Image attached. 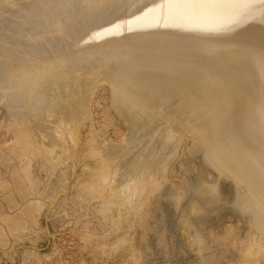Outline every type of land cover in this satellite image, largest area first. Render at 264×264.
<instances>
[{"label":"bare ground","instance_id":"1","mask_svg":"<svg viewBox=\"0 0 264 264\" xmlns=\"http://www.w3.org/2000/svg\"><path fill=\"white\" fill-rule=\"evenodd\" d=\"M35 1L44 5L42 27L0 54V108L16 123L12 130L19 124L16 130L47 142L53 130H74L88 118L95 86L106 84L110 103L128 123L124 145L105 148L116 155L117 181L136 187L143 171L166 185V169L189 139L192 153L207 151L233 189L252 192L241 186L228 203L252 230L253 255L264 260V29L233 35L264 26V0H127L115 12L113 0ZM111 12L110 21L87 26ZM9 21L0 16V24ZM163 39L184 45H162ZM198 178L193 205L209 210L219 200L217 181ZM243 192L254 201L242 199Z\"/></svg>","mask_w":264,"mask_h":264},{"label":"rangeland","instance_id":"2","mask_svg":"<svg viewBox=\"0 0 264 264\" xmlns=\"http://www.w3.org/2000/svg\"><path fill=\"white\" fill-rule=\"evenodd\" d=\"M21 1L6 7L7 0H0V16L10 20L0 24V54L45 20L42 3ZM13 20L20 26H10ZM27 86L34 88L31 82ZM95 87L84 111L89 120H80L74 130H53L48 142L22 127L16 130L19 124L12 130L16 123L10 115L6 121V109L0 108V215L20 207L39 217L31 234H9L0 221V264H264L253 255L252 230L229 207L236 189L252 192L244 185L233 189L231 177L218 176L209 164L207 151L192 153L189 139L169 163L166 185L143 171L136 187L117 181L111 170L116 155L105 148L124 145L128 123L110 103L108 86ZM198 177L217 181L212 185L220 201L209 210L193 205L190 190ZM245 192L242 199L249 198Z\"/></svg>","mask_w":264,"mask_h":264},{"label":"crops","instance_id":"3","mask_svg":"<svg viewBox=\"0 0 264 264\" xmlns=\"http://www.w3.org/2000/svg\"><path fill=\"white\" fill-rule=\"evenodd\" d=\"M23 209L15 208L13 213H6L4 215H0V221H3L2 227L9 234L12 232L16 233H26L31 234L32 229H36L38 221V212L34 209H26L23 213ZM38 217V218H37Z\"/></svg>","mask_w":264,"mask_h":264},{"label":"water","instance_id":"4","mask_svg":"<svg viewBox=\"0 0 264 264\" xmlns=\"http://www.w3.org/2000/svg\"><path fill=\"white\" fill-rule=\"evenodd\" d=\"M127 0H113L112 2V5L114 6L112 12H115V11H118L119 9H122L123 7V4L126 3ZM148 3V2H147ZM151 3V1L149 2ZM111 4V3H110ZM111 13H108L104 16H98L96 18H94L93 20H90L89 22H87V26H93L94 24H103V23H106L108 21H110L115 15V14H112ZM252 28H255V29H258V30H263L264 29V26L261 25V24H255V25H248L246 27H243L241 28L240 30H237L233 33V35H246L245 32L247 31V29H252ZM154 40V39H153ZM175 40V39H174ZM183 39H179V40H176V41H172V42H168L166 40H161V43L162 45H166V44H169V45H172L173 47H183Z\"/></svg>","mask_w":264,"mask_h":264}]
</instances>
